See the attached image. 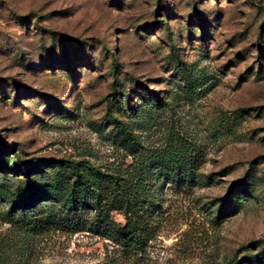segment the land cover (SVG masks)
Listing matches in <instances>:
<instances>
[{"label": "rangeland", "instance_id": "obj_1", "mask_svg": "<svg viewBox=\"0 0 264 264\" xmlns=\"http://www.w3.org/2000/svg\"><path fill=\"white\" fill-rule=\"evenodd\" d=\"M0 264H264V0H0Z\"/></svg>", "mask_w": 264, "mask_h": 264}, {"label": "trees", "instance_id": "obj_2", "mask_svg": "<svg viewBox=\"0 0 264 264\" xmlns=\"http://www.w3.org/2000/svg\"><path fill=\"white\" fill-rule=\"evenodd\" d=\"M179 164L174 174H185ZM123 176L99 173L102 183L93 185L95 195L93 220L91 223L110 242L115 244L128 256L142 252L147 245V234L144 232L140 211L145 207L146 191L144 178L135 176V166ZM182 176V175H179ZM116 210L122 215L123 223L117 224L110 219V212Z\"/></svg>", "mask_w": 264, "mask_h": 264}]
</instances>
